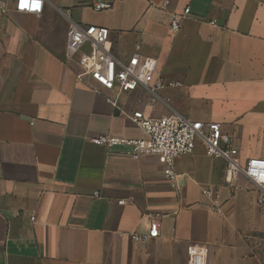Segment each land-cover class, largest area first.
I'll return each mask as SVG.
<instances>
[{
  "label": "crops",
  "instance_id": "crops-1",
  "mask_svg": "<svg viewBox=\"0 0 264 264\" xmlns=\"http://www.w3.org/2000/svg\"><path fill=\"white\" fill-rule=\"evenodd\" d=\"M15 1L0 0V264H219L222 242L264 232L256 185L229 186L225 160L201 140L175 160L174 181L157 156L97 142L146 137L130 118L140 110L219 122L243 161L264 157V0H113L100 11L97 0H45L40 14ZM72 23L108 27L120 58L154 56L166 85L118 96L78 80L65 56ZM153 219L160 235L135 242Z\"/></svg>",
  "mask_w": 264,
  "mask_h": 264
},
{
  "label": "built area",
  "instance_id": "built-area-1",
  "mask_svg": "<svg viewBox=\"0 0 264 264\" xmlns=\"http://www.w3.org/2000/svg\"><path fill=\"white\" fill-rule=\"evenodd\" d=\"M45 0H16L15 10L19 12L40 14ZM113 0H97L93 8L97 11L111 8ZM0 7V14L3 13ZM190 12L186 7L183 13H173L170 29L178 32L182 21ZM110 29L105 26L82 25L72 23L66 41L65 56L67 60H76L80 70L76 76L82 82L88 79L105 90H116L118 96L125 92H133L143 86L151 93L166 85L165 79L158 75L157 59L135 51L128 58L118 57L108 46ZM174 85H180L176 82ZM108 99L117 104L118 99ZM130 118L144 131L146 137L124 138L111 134L101 135L97 142L109 148L126 147L134 158L155 155L165 167V174L175 180V160L194 151L197 141L205 145L206 154L225 160L224 180L229 186H235L240 177L253 182L258 189L257 203L264 206V157H251L243 161L233 138L225 133L219 122H203L187 119L173 114L165 117H152L143 111L136 110ZM175 185V183H174ZM98 193V192H97ZM204 193L211 196V188ZM123 203V200L120 201ZM213 209L220 210L214 204ZM160 235V222L151 220L146 233H134L135 242H145Z\"/></svg>",
  "mask_w": 264,
  "mask_h": 264
},
{
  "label": "rangeland",
  "instance_id": "rangeland-1",
  "mask_svg": "<svg viewBox=\"0 0 264 264\" xmlns=\"http://www.w3.org/2000/svg\"><path fill=\"white\" fill-rule=\"evenodd\" d=\"M252 237L253 241L249 239V242H222V249L216 257L218 263L264 264V232H254Z\"/></svg>",
  "mask_w": 264,
  "mask_h": 264
}]
</instances>
